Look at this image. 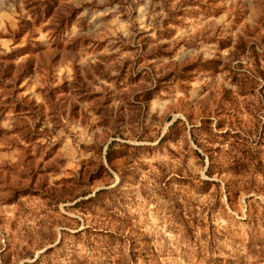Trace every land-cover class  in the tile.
Here are the masks:
<instances>
[{
	"label": "rangeland",
	"instance_id": "374dc122",
	"mask_svg": "<svg viewBox=\"0 0 264 264\" xmlns=\"http://www.w3.org/2000/svg\"><path fill=\"white\" fill-rule=\"evenodd\" d=\"M40 257L264 264V0H0V264Z\"/></svg>",
	"mask_w": 264,
	"mask_h": 264
},
{
	"label": "trees",
	"instance_id": "16d2710c",
	"mask_svg": "<svg viewBox=\"0 0 264 264\" xmlns=\"http://www.w3.org/2000/svg\"><path fill=\"white\" fill-rule=\"evenodd\" d=\"M102 192H104V191L102 190ZM61 242H63V239L60 241V244H61ZM40 262H41V257L38 258L33 264H39ZM24 264H28V263H24Z\"/></svg>",
	"mask_w": 264,
	"mask_h": 264
}]
</instances>
